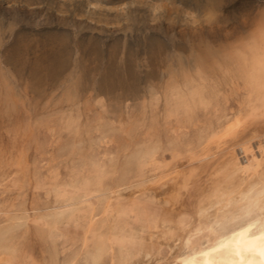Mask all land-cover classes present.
I'll list each match as a JSON object with an SVG mask.
<instances>
[{
  "label": "rangeland",
  "instance_id": "obj_1",
  "mask_svg": "<svg viewBox=\"0 0 264 264\" xmlns=\"http://www.w3.org/2000/svg\"><path fill=\"white\" fill-rule=\"evenodd\" d=\"M262 31L264 0H0V264H179L247 221Z\"/></svg>",
  "mask_w": 264,
  "mask_h": 264
},
{
  "label": "bare ground",
  "instance_id": "obj_2",
  "mask_svg": "<svg viewBox=\"0 0 264 264\" xmlns=\"http://www.w3.org/2000/svg\"><path fill=\"white\" fill-rule=\"evenodd\" d=\"M262 32H264V31H262ZM260 39H261V43H260L261 47H259L260 44H257L258 46L255 44L256 46L251 48L250 54L247 55V58L245 60L246 63L243 67L244 68L243 75H245L246 81L248 83L247 85L250 86L251 93L254 96V100H253L254 103L252 102L253 104L252 105L250 104L252 107V114L251 115L256 117L258 114H261L260 119H264V33H262ZM251 46H252V44H251ZM244 53H249V52L246 51ZM236 59H237V57H236ZM240 62H241V59H240ZM238 64H236V65H238ZM241 77H242V75H241ZM245 86H246V84H245ZM190 99H182L180 101L181 107L185 108L186 110L190 109L191 106L193 105V98L191 97ZM253 116H251V118ZM243 117L244 116H242V118ZM242 121L243 120H241V119H237V121L232 122L231 125L228 127V132H231V133H228V134L236 133V131L238 129L243 127ZM244 121H246V120H244ZM245 123L246 122H244V124ZM237 150L239 153L237 154V152H235V154L232 156V164H233V167L235 168L236 171H242V172H244V174L245 173H253V171L256 167H260V164H259L260 161L258 160V157L255 156V154L253 153L252 143L250 141L242 143ZM239 154H243V157L242 158L239 157ZM86 194H87L86 197L89 198L91 191L88 190ZM92 194H93V192H92ZM65 195H67V194H65ZM118 197H120V196H118ZM118 197H116V198L113 197V199L115 198V201H116V199ZM248 199L249 200H247L248 202L246 203V207H245V209H246L245 213L248 216L250 215V218L247 221L231 227V229H229L228 231H226L224 233H216V232L210 230L209 232L213 233V235L210 236V238L208 240L209 241L208 244L205 246L199 245L196 247V249L194 248L195 250L193 252H191L187 256L179 259L180 260L179 264H264V202L262 201L260 192L257 193L255 196L249 197ZM88 200H90V198ZM118 200H120V199H118ZM115 201H113V202L115 203ZM134 201H137V200H134ZM95 202L97 204V201H95ZM119 203L120 202H117L118 205H119ZM121 203H123V202H121ZM137 204H138V202H137ZM120 205H122V204H120ZM131 205H133V204H131ZM69 206H71V204L66 205L65 207H69ZM112 206H113V204H112ZM115 207L116 206L114 205V208ZM121 207H124V206L122 205ZM124 208H122V210H121V208H119V210H121V211H118V212H121V214H123L124 212L122 213V211L124 210ZM256 210L258 211V213H255L254 216L251 215V212L253 211V213H254V212H256ZM113 211H114V209H113ZM124 211H126V209ZM63 213L64 212H61V214H63ZM155 213H157V212H155ZM147 214H149V213H147ZM153 215H155V214H153ZM153 215L151 212V216H153ZM169 224H170V222H169ZM180 230H183V229H180ZM170 232H171V230H170ZM172 233L173 232H171L170 234H172ZM173 234H175V233H173ZM203 235H205V233ZM207 235H209V234H207ZM193 236H195V235H193ZM193 236H192V238H193ZM200 236H202V235H200ZM199 239L201 240L202 237ZM111 242H112V238H111ZM132 242H131V244H132ZM127 245H128V243H127ZM132 245H134V244H132ZM134 247H136V246H134ZM128 248H130V246ZM131 250H134V249H131Z\"/></svg>",
  "mask_w": 264,
  "mask_h": 264
},
{
  "label": "clouds",
  "instance_id": "obj_3",
  "mask_svg": "<svg viewBox=\"0 0 264 264\" xmlns=\"http://www.w3.org/2000/svg\"><path fill=\"white\" fill-rule=\"evenodd\" d=\"M192 16H193V18L195 17V13H192ZM194 23H195V21H194Z\"/></svg>",
  "mask_w": 264,
  "mask_h": 264
}]
</instances>
